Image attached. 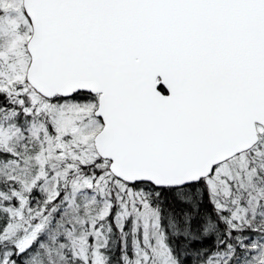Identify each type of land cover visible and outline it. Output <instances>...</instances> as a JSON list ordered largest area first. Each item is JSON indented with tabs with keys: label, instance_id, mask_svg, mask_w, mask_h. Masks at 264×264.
Wrapping results in <instances>:
<instances>
[{
	"label": "snow or ice",
	"instance_id": "1",
	"mask_svg": "<svg viewBox=\"0 0 264 264\" xmlns=\"http://www.w3.org/2000/svg\"><path fill=\"white\" fill-rule=\"evenodd\" d=\"M0 264H264V0H0Z\"/></svg>",
	"mask_w": 264,
	"mask_h": 264
}]
</instances>
